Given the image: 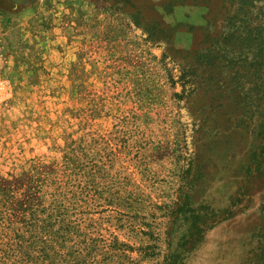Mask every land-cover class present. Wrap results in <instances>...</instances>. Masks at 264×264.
Here are the masks:
<instances>
[{
    "label": "rangeland",
    "instance_id": "rangeland-1",
    "mask_svg": "<svg viewBox=\"0 0 264 264\" xmlns=\"http://www.w3.org/2000/svg\"><path fill=\"white\" fill-rule=\"evenodd\" d=\"M225 243L264 264V0H0V264Z\"/></svg>",
    "mask_w": 264,
    "mask_h": 264
},
{
    "label": "crops",
    "instance_id": "crops-1",
    "mask_svg": "<svg viewBox=\"0 0 264 264\" xmlns=\"http://www.w3.org/2000/svg\"><path fill=\"white\" fill-rule=\"evenodd\" d=\"M241 244L238 243H225L217 246L218 254L208 256L205 264H241ZM214 249V252L216 251ZM237 251V253H236ZM215 256H218V262L215 260Z\"/></svg>",
    "mask_w": 264,
    "mask_h": 264
}]
</instances>
